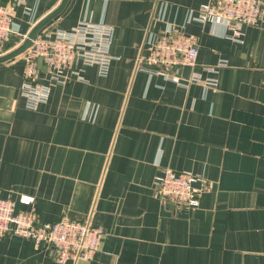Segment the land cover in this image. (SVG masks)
<instances>
[{
  "label": "crops",
  "instance_id": "crops-1",
  "mask_svg": "<svg viewBox=\"0 0 264 264\" xmlns=\"http://www.w3.org/2000/svg\"><path fill=\"white\" fill-rule=\"evenodd\" d=\"M204 1L67 0L38 34L104 23L114 58L105 75L78 63L80 76L62 83L39 68L49 96L36 109L19 92L24 59L0 64V196L43 222L88 219L102 230L98 250L75 263L0 236V264H264V13L236 42L222 25L191 18ZM60 2L0 0L10 38H24ZM172 28L198 44L199 65L178 78L211 76L202 66L224 58L216 87H185L138 63L150 38ZM164 167L203 176L196 208L154 194Z\"/></svg>",
  "mask_w": 264,
  "mask_h": 264
},
{
  "label": "built area",
  "instance_id": "built-area-1",
  "mask_svg": "<svg viewBox=\"0 0 264 264\" xmlns=\"http://www.w3.org/2000/svg\"><path fill=\"white\" fill-rule=\"evenodd\" d=\"M262 13L264 0H205L191 18L202 23L222 25L227 38L242 42L243 27L259 24ZM14 33L12 14L5 4L0 3V48ZM112 34L113 29L107 24L85 21L69 30L38 34L21 54L25 66L19 92L26 101V107L36 109L49 96L48 85L40 82L42 71L37 67L38 57L42 58L45 77L57 83L64 82L67 74L79 77L78 63L95 64L99 74L105 75L114 58L109 51ZM146 48V53L138 54V63L151 73H160L185 87L190 83L216 87L214 74L218 68L227 65V60L220 58L213 65L202 66L213 75L202 77L200 71L193 70L186 80H180V68L199 65L198 44L195 38L184 35L176 28L155 34ZM206 184L199 173L164 167L154 176L152 188L162 203L179 210H192L198 206L201 195L207 189ZM21 199L26 203L29 201L24 196ZM4 235L25 237L42 245L56 262L75 263L90 258L98 250L102 230L88 219L62 218L43 222L34 209L16 210L13 199L0 196V236Z\"/></svg>",
  "mask_w": 264,
  "mask_h": 264
},
{
  "label": "water",
  "instance_id": "water-1",
  "mask_svg": "<svg viewBox=\"0 0 264 264\" xmlns=\"http://www.w3.org/2000/svg\"><path fill=\"white\" fill-rule=\"evenodd\" d=\"M66 2H67V0H61L59 5L55 9H53L51 12H49L43 18H41L39 21H37L32 26V28L29 30V32L23 38V40L21 41V43L19 45H17L16 47L12 48L11 50H9L3 54H0V64L22 54L28 47H30L33 39L36 38L39 30L43 26H45L53 17H55L63 9ZM41 65H42V58L38 57L37 58V67L42 68L44 70V68Z\"/></svg>",
  "mask_w": 264,
  "mask_h": 264
},
{
  "label": "rangeland",
  "instance_id": "rangeland-1",
  "mask_svg": "<svg viewBox=\"0 0 264 264\" xmlns=\"http://www.w3.org/2000/svg\"><path fill=\"white\" fill-rule=\"evenodd\" d=\"M23 40V38H19V39H16V38H10L1 48H0V53H5L9 50H11L12 48L16 47L17 45H19L21 43V41ZM21 55V54H20ZM18 55L16 57V59H20V58H23L24 59V56L23 55Z\"/></svg>",
  "mask_w": 264,
  "mask_h": 264
}]
</instances>
